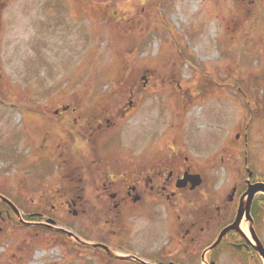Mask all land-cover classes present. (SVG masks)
Listing matches in <instances>:
<instances>
[{
  "label": "rangeland",
  "instance_id": "1",
  "mask_svg": "<svg viewBox=\"0 0 264 264\" xmlns=\"http://www.w3.org/2000/svg\"><path fill=\"white\" fill-rule=\"evenodd\" d=\"M82 97L131 100L125 117L137 151L149 140L203 163L210 150L230 163L255 152L264 170V0L8 2L0 15V195L17 212L0 197V264H104L92 242L96 218L74 216L60 195L73 168H59V181L49 148L53 167L40 177L28 163L42 150L24 146L26 130L40 139L45 130L35 126L33 103ZM64 225L90 238L68 240L56 232ZM260 234L264 245V217Z\"/></svg>",
  "mask_w": 264,
  "mask_h": 264
},
{
  "label": "flooded vegetation",
  "instance_id": "2",
  "mask_svg": "<svg viewBox=\"0 0 264 264\" xmlns=\"http://www.w3.org/2000/svg\"><path fill=\"white\" fill-rule=\"evenodd\" d=\"M10 1L0 0V15ZM50 99L33 103L35 126L45 130L42 139L33 134L36 128L26 130L25 151L42 150L28 165L39 167L40 177L50 174V148L59 181V168H73L62 177L65 187L60 195L74 216L96 218L92 242L99 262L197 264L200 258L205 264H230V254H237L232 264H264L257 249V241L263 245L264 170L258 168L255 152L243 151L242 160L230 163L224 157L212 160L210 150L203 163L190 160L175 145L152 148L149 140L137 151L125 117L133 109L131 100L114 105L90 97L86 103L88 97H82L79 103L68 100L54 106ZM248 140L245 135V144ZM116 150L124 153L117 157ZM219 164L225 171L222 176L215 170ZM196 175L201 182L194 186ZM75 182L81 186H72ZM140 219L143 224L136 227ZM49 222L56 226L54 220ZM64 227L56 232L68 240L90 238L85 231L75 234L70 226ZM139 245L141 249L134 251Z\"/></svg>",
  "mask_w": 264,
  "mask_h": 264
},
{
  "label": "water",
  "instance_id": "3",
  "mask_svg": "<svg viewBox=\"0 0 264 264\" xmlns=\"http://www.w3.org/2000/svg\"><path fill=\"white\" fill-rule=\"evenodd\" d=\"M197 176V179H195L194 180V182H193V185L194 186H196V185H198L200 182H201V179H200V177L198 176V175H196ZM254 189H258L257 187L256 188H254ZM253 189V190H254ZM260 189H262L263 191H264V186L262 185L261 186V188ZM1 198H2V200H4V201H6L16 212H17V210H16V208L14 207V205L7 199V198H5V197H3V196H1ZM223 233H221L220 234V236H219V239H220V237H221V235H222ZM257 249L260 251V253H261V255L263 256V258H264V248H263V246H262V244L259 242V241H257Z\"/></svg>",
  "mask_w": 264,
  "mask_h": 264
}]
</instances>
